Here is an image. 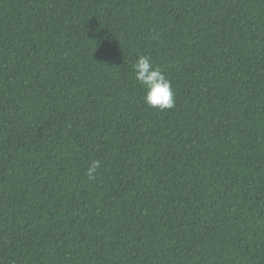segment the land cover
I'll list each match as a JSON object with an SVG mask.
<instances>
[{"label":"trees","instance_id":"1","mask_svg":"<svg viewBox=\"0 0 264 264\" xmlns=\"http://www.w3.org/2000/svg\"><path fill=\"white\" fill-rule=\"evenodd\" d=\"M0 264H264V0H0Z\"/></svg>","mask_w":264,"mask_h":264},{"label":"clouds","instance_id":"2","mask_svg":"<svg viewBox=\"0 0 264 264\" xmlns=\"http://www.w3.org/2000/svg\"><path fill=\"white\" fill-rule=\"evenodd\" d=\"M135 80L143 87V103L154 110H171L175 107V94L170 80L161 69L154 65L149 56L139 55L132 65ZM101 167L99 160H94L86 171L89 181L98 178V170Z\"/></svg>","mask_w":264,"mask_h":264}]
</instances>
